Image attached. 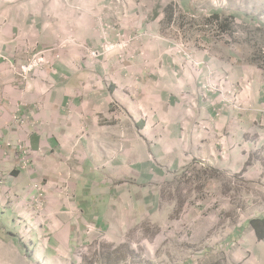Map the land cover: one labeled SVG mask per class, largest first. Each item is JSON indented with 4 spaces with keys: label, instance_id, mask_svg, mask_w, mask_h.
<instances>
[{
    "label": "crops",
    "instance_id": "0c3cea01",
    "mask_svg": "<svg viewBox=\"0 0 264 264\" xmlns=\"http://www.w3.org/2000/svg\"><path fill=\"white\" fill-rule=\"evenodd\" d=\"M246 2L0 0V264H51L36 253L30 259V239L21 240L30 233L38 250H50L59 234L67 238L66 250L77 248V237L66 236L73 230L65 221L71 200L70 213L81 211L87 220L94 211L84 204L97 209V198L108 205L124 202L137 188L156 181L173 185L195 168L209 170L207 178L215 182L244 174L257 186L264 163L258 158L264 148V69L245 61L237 44L244 35L237 31L264 29V20L249 17L264 2ZM99 16L115 28L114 37L150 30L163 39H146L132 62L116 56L93 61L81 46L100 48ZM179 36L188 46L183 55ZM69 39L78 44L58 49ZM41 52L59 60L27 86L11 65ZM208 80L227 92L239 89L242 111L226 107L221 94L206 92ZM33 183L32 194L46 210L55 197L50 188L70 189L69 196L58 197L59 222L54 215L52 222H33ZM252 222L233 229L226 243L248 236L254 241L250 264H264Z\"/></svg>",
    "mask_w": 264,
    "mask_h": 264
},
{
    "label": "rangeland",
    "instance_id": "374dc122",
    "mask_svg": "<svg viewBox=\"0 0 264 264\" xmlns=\"http://www.w3.org/2000/svg\"><path fill=\"white\" fill-rule=\"evenodd\" d=\"M246 1L248 5L252 0ZM100 17L106 19L105 16H99L95 18L96 21ZM249 17L252 20H264V8L251 9ZM145 32L155 33L150 30ZM238 33L244 35V38L237 40L244 58L252 66L264 69V29L256 25L242 26L238 27ZM156 37V40L147 39L155 42L163 39L158 34ZM69 40L62 42L58 49L67 45ZM177 48L179 55L186 53L188 46L184 38L179 40ZM94 51L100 52V49ZM38 54L50 58L47 52L32 56ZM93 61L107 60L102 55ZM209 85L217 91L208 88ZM203 89L209 94H221V101L226 107L242 111L240 104L224 102L223 96L228 95L227 91L221 86L217 87L212 80H208ZM259 153V160L264 162V148ZM209 172L203 168L185 171L173 185L170 182L160 185L156 181L144 188H137L136 193L127 195L128 199L124 202L108 205L97 198V209L84 204L94 211L93 216L87 213V220L81 217V211L78 214L70 213V209L75 206L74 201L66 202L68 217H65V221L73 227L72 232L68 229L66 236L72 233L79 240V244L75 243L77 248L72 246L71 252L64 248L69 247L64 243L67 240L64 234L57 235L50 250H38L35 242L39 244V240L32 239V233L30 238L24 236L21 240L30 239V259L38 258L33 255L36 253L45 258L48 256L51 264H250L253 240L246 236L230 246L226 242L233 229L264 219V163L261 164L260 177L254 181L257 186H250L244 174L235 179L226 176L215 182L213 178H207L213 174ZM43 185L49 192L48 184L44 182ZM35 186L34 183L30 186V196L33 198V204L30 205L31 219L33 222L39 219L52 222L54 215L56 223L59 222L58 197L69 196L70 189L58 187L51 192L50 188V193L55 194V197L51 199L49 210H46L45 207L39 208L32 194ZM99 191L100 188H94L95 194ZM79 227L81 230L75 233ZM254 248H258L259 254L263 253L264 243L260 240ZM239 255H243L241 261ZM260 261L264 262V258Z\"/></svg>",
    "mask_w": 264,
    "mask_h": 264
},
{
    "label": "built area",
    "instance_id": "2783aa9c",
    "mask_svg": "<svg viewBox=\"0 0 264 264\" xmlns=\"http://www.w3.org/2000/svg\"><path fill=\"white\" fill-rule=\"evenodd\" d=\"M115 28L112 27L104 17L98 18L96 21V28L95 31L100 37L101 40V46H100V52L90 50L86 46H81L82 49L86 50L89 54V57L91 60L99 59L102 55H104L107 58L111 56H117L122 61H135L136 56L134 53V49L141 45L142 42L149 38L156 40V34L153 32H145L140 31L135 35L131 36H125L123 34H118L115 38L113 37V32ZM77 41L74 39H70L68 45H77ZM62 46L60 49H65ZM59 60L58 57H52V58H44L41 54L32 56L30 60L26 64L22 65H11V71L18 79H20L22 82L26 83L27 86H30L34 83V76L36 75V72L47 70L51 68L55 61ZM208 88H210L213 91H217L214 86L209 85ZM228 95L223 96L224 102H230L231 104L236 103L239 104V96L237 89H234L232 92H226ZM11 147V145H10ZM20 151L22 154H24L26 157H29L28 150L24 145L20 146ZM24 163L23 169L26 170L28 167V164Z\"/></svg>",
    "mask_w": 264,
    "mask_h": 264
},
{
    "label": "trees",
    "instance_id": "16d2710c",
    "mask_svg": "<svg viewBox=\"0 0 264 264\" xmlns=\"http://www.w3.org/2000/svg\"><path fill=\"white\" fill-rule=\"evenodd\" d=\"M251 225L257 230L258 236L261 240H264V220L263 221H253Z\"/></svg>",
    "mask_w": 264,
    "mask_h": 264
}]
</instances>
